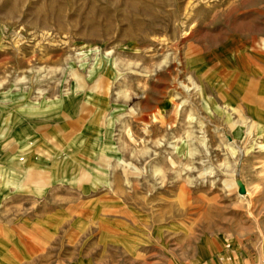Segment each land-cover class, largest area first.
Returning <instances> with one entry per match:
<instances>
[{"label": "rangeland", "instance_id": "1", "mask_svg": "<svg viewBox=\"0 0 264 264\" xmlns=\"http://www.w3.org/2000/svg\"><path fill=\"white\" fill-rule=\"evenodd\" d=\"M261 258L264 0H0V264Z\"/></svg>", "mask_w": 264, "mask_h": 264}, {"label": "built area", "instance_id": "2", "mask_svg": "<svg viewBox=\"0 0 264 264\" xmlns=\"http://www.w3.org/2000/svg\"><path fill=\"white\" fill-rule=\"evenodd\" d=\"M256 264H264V258H261Z\"/></svg>", "mask_w": 264, "mask_h": 264}, {"label": "bare ground", "instance_id": "3", "mask_svg": "<svg viewBox=\"0 0 264 264\" xmlns=\"http://www.w3.org/2000/svg\"><path fill=\"white\" fill-rule=\"evenodd\" d=\"M239 188H240V186H239ZM243 188V187H242Z\"/></svg>", "mask_w": 264, "mask_h": 264}]
</instances>
